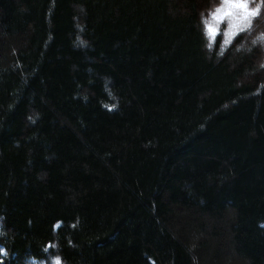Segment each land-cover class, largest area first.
<instances>
[{
  "label": "trees",
  "instance_id": "obj_1",
  "mask_svg": "<svg viewBox=\"0 0 264 264\" xmlns=\"http://www.w3.org/2000/svg\"><path fill=\"white\" fill-rule=\"evenodd\" d=\"M215 6L0 0V264H264V6Z\"/></svg>",
  "mask_w": 264,
  "mask_h": 264
},
{
  "label": "clouds",
  "instance_id": "obj_2",
  "mask_svg": "<svg viewBox=\"0 0 264 264\" xmlns=\"http://www.w3.org/2000/svg\"><path fill=\"white\" fill-rule=\"evenodd\" d=\"M264 6V0H258L249 7L247 0H222V6H215L214 11L207 13L202 18L203 34L207 40L206 47L212 49L217 36L221 43H227L226 37L230 35L229 24L232 28L246 23L249 18L255 17L259 9ZM255 13V15L253 14ZM62 264L59 256L50 259H41L30 256L25 264Z\"/></svg>",
  "mask_w": 264,
  "mask_h": 264
},
{
  "label": "rangeland",
  "instance_id": "obj_3",
  "mask_svg": "<svg viewBox=\"0 0 264 264\" xmlns=\"http://www.w3.org/2000/svg\"><path fill=\"white\" fill-rule=\"evenodd\" d=\"M241 25H243V24L237 25L236 27L232 28V27L230 26V24H229V28L226 29V31H230V35H228V36L226 37L227 41H228L229 37L231 36V34H232V33H233L238 27H240ZM235 32H236V31H235ZM255 42H256V41H255ZM259 42H260V41H259ZM262 46H264V44H263Z\"/></svg>",
  "mask_w": 264,
  "mask_h": 264
},
{
  "label": "snow or ice",
  "instance_id": "obj_4",
  "mask_svg": "<svg viewBox=\"0 0 264 264\" xmlns=\"http://www.w3.org/2000/svg\"><path fill=\"white\" fill-rule=\"evenodd\" d=\"M255 15V13H253Z\"/></svg>",
  "mask_w": 264,
  "mask_h": 264
}]
</instances>
